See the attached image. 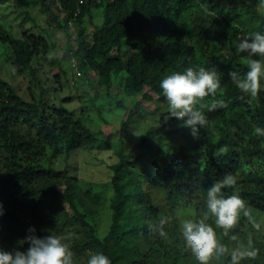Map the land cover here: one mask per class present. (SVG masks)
I'll return each mask as SVG.
<instances>
[{
	"label": "trees",
	"instance_id": "trees-1",
	"mask_svg": "<svg viewBox=\"0 0 264 264\" xmlns=\"http://www.w3.org/2000/svg\"><path fill=\"white\" fill-rule=\"evenodd\" d=\"M16 2L41 4L57 28L79 24L74 83L84 86L88 100L80 113L64 104L46 106L36 58L52 46L43 34L16 36L12 23L0 18V61L29 74L40 91L26 99L0 75V247H20L15 241L34 226L38 236L71 233L76 264H87L97 251L111 264H199L184 245L180 220L202 217L207 189L231 175L235 183L222 191L238 193L248 214H241L227 232L209 214L206 222L227 249L209 264H264V135L255 131L264 128V86L251 97L229 76L230 71L241 76L247 71V54L238 52L236 44L248 33L264 31V0ZM98 10L101 23L93 20ZM61 62V56L54 57L53 63ZM189 66L215 71L220 80L215 93L197 105L207 123L196 137L177 118L164 120L167 102L159 86L162 78ZM114 82L119 84L116 95L111 93ZM141 93L166 108L152 114L155 122L130 148L123 133L135 123L134 110L122 120L124 132L114 143L117 161L110 166L111 224L100 236L88 204L98 193L90 195L77 175L55 163L80 147L108 143L91 124L114 122ZM218 100L223 104L209 111ZM236 249L254 255L233 261Z\"/></svg>",
	"mask_w": 264,
	"mask_h": 264
},
{
	"label": "clouds",
	"instance_id": "clouds-1",
	"mask_svg": "<svg viewBox=\"0 0 264 264\" xmlns=\"http://www.w3.org/2000/svg\"><path fill=\"white\" fill-rule=\"evenodd\" d=\"M236 50L247 54V71L243 76L230 71L229 76L242 93L255 97L264 80V31L248 33L237 42ZM159 86L167 102L164 120L177 118L196 137L207 123L205 113L197 105L202 98L214 94L220 86L217 73L203 66H189L183 71L165 76ZM218 104L222 105L223 101H214L208 110L215 109ZM255 131L264 135V128L257 127ZM234 183L231 175L213 183L207 189V211L203 216L180 220L179 229L184 245L199 264H209L211 259H218L227 251L225 245L218 241L214 228L206 222L209 214L215 218V224L226 232L238 223L241 214H248L245 201L238 193L226 195L222 191V188ZM3 213V205L0 203V215ZM48 232L47 235L38 236L35 227L29 226L27 234L15 241L20 247L11 250L0 247V264H76L69 243L71 233L60 235ZM160 232L164 234L162 228ZM25 244L27 248L21 250ZM244 255H254V251L236 249L232 252V260L236 261L238 256ZM87 264H111V260L103 252L97 251L90 253Z\"/></svg>",
	"mask_w": 264,
	"mask_h": 264
},
{
	"label": "rangeland",
	"instance_id": "rangeland-1",
	"mask_svg": "<svg viewBox=\"0 0 264 264\" xmlns=\"http://www.w3.org/2000/svg\"><path fill=\"white\" fill-rule=\"evenodd\" d=\"M59 13L61 17L64 16L63 12ZM0 18L12 23L16 36L28 31L37 35L43 34L46 37L49 46H52L54 51L48 50L36 58L39 77L46 89L44 93L46 106L64 104L80 113L88 96L84 86L79 87L74 83L76 72L73 66V49L77 47L74 36L79 31V24L69 23V28H57L55 23L49 22L52 16L48 10L43 9L41 4L32 6L27 4L22 7L16 0L0 3ZM93 20L96 23L102 22L103 17L99 10L95 12ZM57 55L61 56V64L53 63L54 57ZM0 75L18 89L26 99L32 97L31 93L36 96L40 94L39 88L31 83L29 74L18 73L11 63L0 61ZM90 77L97 78L94 71L91 72ZM118 85L117 82L112 85V95H116ZM262 85L264 86V80H262ZM69 97L70 99L66 100ZM127 106V109L114 122L91 124L95 130L99 128L102 130V136L108 143H102L103 146L99 144L95 147H80L74 150L67 159L58 160L55 163L56 166L69 168L72 174L77 175L81 183L91 189L90 195H93L94 192L98 193L97 198L93 200L94 203L90 201L88 204L92 209L93 222L96 224L100 236L107 233L111 224L110 202L113 188L110 166L117 161L114 143L119 141L124 132L121 130L122 120L130 119L131 111L134 110L132 117L135 123H131V126L123 133L125 139L129 141L128 148H130L131 144L140 139L143 129L155 122L152 114L163 113L166 108L161 102L154 103L152 100L145 99L142 93L135 100L129 101ZM143 107L147 109V112H144ZM89 111L96 113L94 109ZM153 144L156 145L155 142Z\"/></svg>",
	"mask_w": 264,
	"mask_h": 264
}]
</instances>
